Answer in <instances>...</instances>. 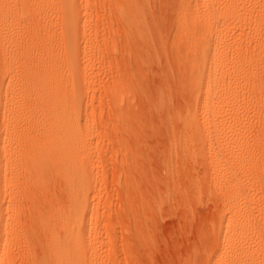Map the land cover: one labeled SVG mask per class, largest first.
Returning <instances> with one entry per match:
<instances>
[{
	"label": "rangeland",
	"instance_id": "obj_1",
	"mask_svg": "<svg viewBox=\"0 0 264 264\" xmlns=\"http://www.w3.org/2000/svg\"><path fill=\"white\" fill-rule=\"evenodd\" d=\"M242 1L248 12L256 5L230 3ZM262 1L246 18L221 14L217 61L226 57L230 105L220 104L229 110L220 119L229 131L212 147L210 130L188 121L203 39L186 10L196 0H78L79 31L91 46L83 44L76 74L78 84L88 73L83 110L96 131L89 202L101 241L97 264H264V112L256 101L264 104ZM260 56L257 84L248 65ZM25 206L23 226L31 227L32 205Z\"/></svg>",
	"mask_w": 264,
	"mask_h": 264
},
{
	"label": "bare ground",
	"instance_id": "obj_2",
	"mask_svg": "<svg viewBox=\"0 0 264 264\" xmlns=\"http://www.w3.org/2000/svg\"><path fill=\"white\" fill-rule=\"evenodd\" d=\"M230 1L196 0L191 10L183 6L196 17L192 31L203 32L195 81L197 109L187 117L192 126L210 130L212 147L221 146L220 133L229 131L221 121L223 112L229 111L220 106L227 101L226 57H222L225 63L217 61L221 14L225 12L226 20H239L257 13V4L263 2L254 0L256 5L248 12L247 2L233 5ZM80 17L78 0H0V264H97L101 241L89 202L95 184L89 173L93 166L90 147L96 131L83 110L88 73L78 84L76 74L83 67V44L85 49L91 46L79 31ZM261 58L248 65L257 84ZM241 67L242 72L248 69ZM9 95H14L10 102ZM256 101L258 110L264 112V104ZM222 158L216 153L215 159ZM25 205H32L33 211L34 225L27 228L23 226L29 221ZM227 231L233 238L238 236L231 228ZM33 248L41 250L40 254Z\"/></svg>",
	"mask_w": 264,
	"mask_h": 264
}]
</instances>
